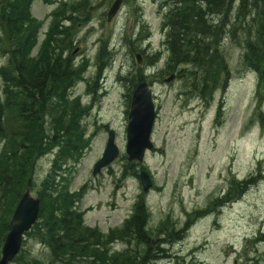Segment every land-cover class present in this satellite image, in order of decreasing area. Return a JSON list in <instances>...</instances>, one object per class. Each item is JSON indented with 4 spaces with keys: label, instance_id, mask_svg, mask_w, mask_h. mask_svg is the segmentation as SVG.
Masks as SVG:
<instances>
[{
    "label": "rangeland",
    "instance_id": "rangeland-1",
    "mask_svg": "<svg viewBox=\"0 0 264 264\" xmlns=\"http://www.w3.org/2000/svg\"><path fill=\"white\" fill-rule=\"evenodd\" d=\"M61 1L63 0H33L31 17L39 27L40 23L43 25L40 39L55 14L63 9ZM111 1L113 3L115 0ZM161 1L135 0L142 14L140 18L145 31L150 32L146 43L136 41V46L143 43L142 48L148 45L155 52L162 50L159 68L163 69L167 49L161 26ZM202 1L192 0L191 9L195 10ZM123 2L117 16L109 23L103 22L105 26L100 23V18L106 11L103 8L92 15L91 24L79 29L85 40L77 43L78 50L74 54L77 56L84 49L83 53L91 61L88 68L90 74L95 73L93 62L100 46L98 43L92 45V41L104 33L115 46L119 40L125 42L124 36L131 37L138 31L140 18L131 10L134 1ZM52 11L55 13L51 17ZM214 25L216 20L204 17L196 23L200 32L197 31L191 37H180V40L190 39L194 49L201 48L211 39L207 37L211 32L220 37L225 34L223 29ZM90 28L93 29L89 30ZM197 34L201 36L196 37ZM0 35H3L1 29ZM242 53L243 49L234 44L223 47L222 61L214 62L221 68L226 65L228 57L231 79L227 89L216 90L207 103L198 97L183 94L184 80L176 75L171 77V73H161L162 77L161 74L156 75L150 81L158 114L152 134L155 149L146 152L142 165L147 168L139 167L146 173L149 171L153 180L152 189L145 194L139 177L123 174L126 164L124 157L127 155L128 105L124 82L116 78L119 74L131 72L137 61L131 55L125 58V55L117 53L111 63L112 67L105 72L104 97L102 101L101 97H97V103L87 118L88 127L84 135H94L86 143L87 146L74 167L77 171L73 176L71 189H79L85 185L79 206L85 210L86 224L99 226L105 232L120 225L131 213L138 195L144 194L151 209L150 229H154L168 215L179 226L195 217L193 225L180 242L162 245L163 242L157 237L154 245L163 248L165 254H160V259L155 264H264V174H260L264 170V121L260 117L264 110L259 105L258 108L254 106V77L250 74L251 71L243 72ZM138 54L141 55L140 52ZM122 59L124 63L120 65ZM141 59L143 65L144 60ZM6 62L7 59L0 56V66ZM191 64V71L197 73L200 67L196 63ZM209 68L210 64L207 65V70ZM212 69L217 72L216 64ZM206 74L210 78L211 74ZM167 79L172 80L168 82ZM83 91L84 84H80L75 93ZM100 95L103 96V92ZM261 95L264 98V88L261 89ZM82 100L84 103L91 101L87 94ZM252 113L258 114L256 119L255 116L251 119ZM51 123L49 120L46 127L48 130ZM111 129L116 134L119 156L94 176L93 166L103 155ZM52 159L53 153L47 150L38 155L34 164L35 180L38 183L49 170ZM253 172L261 175H257L258 182L255 177L251 178L248 183L253 184L248 185L239 198L221 205L215 203L216 198L222 197L229 186L230 179L236 176L245 178ZM213 205L214 208L211 209ZM195 210H200V213ZM203 211L206 214L200 217Z\"/></svg>",
    "mask_w": 264,
    "mask_h": 264
},
{
    "label": "trees",
    "instance_id": "trees-1",
    "mask_svg": "<svg viewBox=\"0 0 264 264\" xmlns=\"http://www.w3.org/2000/svg\"><path fill=\"white\" fill-rule=\"evenodd\" d=\"M90 1H79L80 4L67 3L66 6L73 5L74 9V5H84L78 10V16L79 21L86 20L91 15L85 7ZM32 2L33 0H9L3 4L0 1V22L7 23L11 34L10 50L6 51L0 47L1 54L9 56L8 65L0 70L3 78V84L0 86V167H4L12 174L1 176L8 183L4 187L1 186L0 190V250L9 229L13 210L26 187L30 186L40 197L41 208L37 223L27 235L29 237L34 235L38 227L42 228V231L47 228L50 234L53 229L57 234L58 230L63 232L61 237H56L62 251L54 248L55 254L62 260L61 264H134L133 258L144 262L149 251L160 248L150 244L151 231L147 229L149 211L144 203L137 206L135 213L122 227L114 229L106 238L99 230L84 226L81 213L72 207V203L75 207L78 195L69 191L71 176L75 171L73 165L79 161L87 146L86 143L89 142L84 135V126L81 122L84 113L88 112L90 107L83 106L79 98L72 100L71 95L75 86L84 77L87 68L86 58L77 63L71 56L70 48L75 41L72 39L71 29L63 24L65 21L63 19L67 15L65 10L57 18L49 34L50 39L44 42L39 55L30 57L38 34V25L30 12ZM191 2L192 0H183L181 3H175L170 13L178 9L177 20L183 19L184 24L191 21L189 18L198 23L204 17L207 20L209 17L216 20L214 26L224 30L225 34L222 37L234 38L238 41L236 44L244 48L243 67L255 68L264 87V0H230V3L226 0H203L195 10L191 9ZM17 7H20V15L17 13ZM15 15L21 17L20 25L25 34L19 51L13 46V35L17 36L13 32V27H17L12 21ZM169 19L172 20L173 17L170 16ZM76 23L75 21L74 25ZM172 26L169 36L171 56L168 68L171 69L180 63H196L201 71L195 74L186 69V72L195 80L193 84L191 83L193 92L208 100L215 87L223 82L220 80L224 75L227 77L229 74L227 64L219 68L214 62L222 61L223 51L214 49L202 54L200 52L202 48H193L192 40H180V33L184 29H179L178 32L173 24ZM197 31L201 30L197 28ZM199 36L201 34L196 35ZM184 37L186 36H181ZM207 37L214 39L220 36L211 32ZM209 64L210 68L207 70ZM215 64L217 72L212 69ZM221 69H224L223 73ZM206 73L211 74L210 78ZM139 74L142 75L141 72ZM89 83L91 87V81H88ZM13 100L18 103L16 109L6 106V103ZM5 106L10 110L8 115L5 114ZM40 106L44 109L43 114L40 113L37 117L40 118V122H33L28 131L19 129L20 124L11 123V119L18 120L24 113L39 112L37 109ZM74 107L77 110H70ZM29 108L33 110L28 112ZM49 120L52 122L49 130L46 129L42 134L41 128L45 127V124L47 127ZM38 135H44L43 139ZM44 150L56 152L49 170L38 183L32 172L38 155ZM249 180L231 179L226 196L233 199L239 197L251 184L248 183ZM168 227L173 228L174 223L163 221L159 232ZM89 235L93 238L86 239ZM137 238H145L146 243H135L134 247L123 249L127 252L113 258V263L99 262L98 257L102 254L96 244L116 240L135 241Z\"/></svg>",
    "mask_w": 264,
    "mask_h": 264
},
{
    "label": "bare ground",
    "instance_id": "bare-ground-1",
    "mask_svg": "<svg viewBox=\"0 0 264 264\" xmlns=\"http://www.w3.org/2000/svg\"><path fill=\"white\" fill-rule=\"evenodd\" d=\"M227 3H230V0H226ZM226 3V2H225ZM81 7H84V5H79V9ZM222 8V7H219ZM17 13L19 14L20 12V7H17ZM221 10V9H220ZM178 12V9H176V11L170 13V16L173 17L172 20H170V22L168 24H170V27L173 28L172 24L174 25V27L176 29H178L177 31L179 32V29H184L182 31V33H180L181 36H186V37H191L193 34H195L197 32V28L198 26H196V22L195 20H193L192 18L190 22H188L187 24H184V20H177L176 14ZM20 15V14H19ZM14 25H16L17 27H13V32L17 34V36H14V43L13 46L15 47V49L17 51H19L22 47V43H23V39L25 38V34L23 33V30L21 28L22 24V19L20 16H16L12 19ZM20 33V34H18ZM149 31H145V27L140 26L138 27V31L137 33L131 37V38H135L137 40H127L125 42H118L117 45L112 46L110 48L107 49L106 53L108 54L107 57L109 58H114L115 56H117L119 54H123L126 57H128L129 55H131L133 52H135L137 49L142 48L143 47V43H146V37L149 35ZM180 36V37H181ZM122 40V39H121ZM144 41L141 46H136V41ZM238 42L237 40H235L234 38H224V37H216L214 39H209L207 41V44L203 45V47H201V53H207L210 50H219L222 51L223 47L227 44H234ZM135 46H136V50H135ZM138 47V48H137ZM145 50V52H143V55L145 56L146 60H153L157 54H155V51L152 48H148V45L144 48H142ZM157 51V49H156ZM151 53V54H150ZM152 57V58H151ZM18 59V56L16 57ZM112 62H107L104 65H102V68L99 70V76L95 79V81L92 84V89L94 91V93L96 94H100L103 92V83H104V76H105V72L107 73L110 68L112 67ZM142 79L141 76H139V74H135L133 72H128L126 74H121L120 75V81L124 82L125 88H126V95L129 94V92L132 90V88L135 86V84L137 82H139ZM193 79H191L190 83H194ZM25 91V90H24ZM24 91L22 93H24ZM6 106H10L13 109H16L18 106L17 101H11L10 103H6ZM5 106V107H6ZM33 109L29 108L28 112L31 111ZM39 112H34V113H24L18 120H10L12 124H20L19 129L24 130V131H28L30 128V125H32L33 122H40V118L38 119L37 117L40 116V113L43 114L42 112L44 111V109L40 106L37 109ZM10 112L9 108L6 107L5 109V114L8 115V113ZM46 124L45 127L41 128L42 130V134L44 132H46ZM34 136V135H32ZM31 136V137H32ZM36 136V135H35ZM40 137V139H43L44 135H38ZM33 138V137H32ZM38 139V137H37ZM35 143H37V140L35 141ZM52 152L53 153V157L55 156V152L54 150L49 151V153ZM39 154V153H38ZM66 166V165H65ZM68 168V167H67ZM33 174H35L36 172H32ZM2 175H12L7 169H5L4 167H0V190H1V186L4 187L5 184L8 183V181H4V179L1 178ZM10 179V176H9ZM8 179V180H9ZM255 181V180H254ZM253 181V182H254ZM256 182H258L256 180ZM253 183H251L252 185ZM244 192V191H243ZM227 193H223L222 197H218L215 201V203L217 205H221L222 203H227V201H232L233 198H230L229 196H226ZM230 198V199H229ZM237 199V198H235ZM0 207H1V202H0ZM72 207L74 208V205L72 203ZM1 213V212H0ZM203 214L199 215L200 217H202V215L206 214V211L202 212ZM13 215L11 216L10 222H9V229L6 233V236L9 234L10 232V223L12 220ZM195 221V217L188 220L187 222H185L183 225L176 224L173 228H166L163 231L159 232L156 234V239L158 237V239H160L163 244L162 245H166L167 243H172V242H180L181 240H183L189 230V228L193 225ZM34 225H32L30 227V229L28 231H31L33 229ZM40 230V231H39ZM42 228L38 229L34 232V235L32 236H28L27 235V231L23 234V238H22V244L21 247L19 249V251L16 252V255L10 260V261H3V246H4V242H5V238H4V242L1 246V250H0V264H61L62 260L58 257V255L55 254L54 248L57 251H62V247L59 246L58 242L56 241V237L59 236L61 237L64 233L61 232L60 230H58V234L55 231V229L52 230L51 234L48 231L47 228H44V230L42 231ZM5 236V237H6ZM92 236L89 235V238L86 237V239H90ZM93 238V237H92ZM84 239V237L82 238ZM152 239V238H151ZM256 239V238H255ZM123 242V241H121ZM135 243H141V244H145L146 240L145 238H137L135 241H125L122 245H117L116 243H112V242H101L96 244V246L99 249V252L102 254L98 257L99 262L101 263H105V262H114L113 258H117V256H120L121 254L127 252L123 249H126L127 247H134ZM155 242H150L151 246L156 247L154 245ZM120 246V247H118ZM159 246V245H157ZM160 250V252H159ZM45 253V254H43ZM121 253V254H120ZM165 254L164 253V249L163 248H159L156 251H149L147 253V259L144 262L138 261V258H133V263L134 264H155L158 263L159 261V254ZM120 254V255H119Z\"/></svg>",
    "mask_w": 264,
    "mask_h": 264
},
{
    "label": "water",
    "instance_id": "water-1",
    "mask_svg": "<svg viewBox=\"0 0 264 264\" xmlns=\"http://www.w3.org/2000/svg\"><path fill=\"white\" fill-rule=\"evenodd\" d=\"M6 1V0H3ZM104 1H101L95 8L100 7ZM120 6V0H117L113 5L108 14V19L111 20L113 15L117 12ZM2 27L4 29V44L8 46L9 33L6 25L2 23ZM142 86L138 87L134 94V104L144 100V93L141 94ZM142 114V113H141ZM153 113L151 110V106L146 108V111L143 115V119L134 120L131 122L128 128V151L129 153H134L135 149L141 144L140 148L137 149L136 158L141 159L144 149L146 147H150L149 143V135L151 129ZM114 134L111 133L109 136V141L107 145V149L105 151L104 157L97 163V170L106 164L108 161L112 160L117 154V148L113 142ZM145 186H148L145 183ZM39 199L34 198L30 190L24 193L22 199L20 200L18 206L16 207L11 223H10V232L5 238L4 246H3V261H10L15 255L16 252L19 251L22 244V236L23 234L30 229L33 223L37 220L39 215Z\"/></svg>",
    "mask_w": 264,
    "mask_h": 264
}]
</instances>
